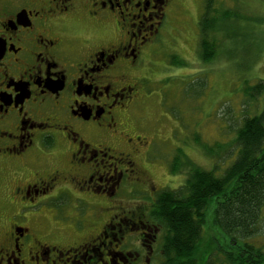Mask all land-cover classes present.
<instances>
[{
    "label": "flooded vegetation",
    "instance_id": "flooded-vegetation-1",
    "mask_svg": "<svg viewBox=\"0 0 264 264\" xmlns=\"http://www.w3.org/2000/svg\"><path fill=\"white\" fill-rule=\"evenodd\" d=\"M169 3L0 0V264H163L135 116Z\"/></svg>",
    "mask_w": 264,
    "mask_h": 264
},
{
    "label": "rangeland",
    "instance_id": "rangeland-1",
    "mask_svg": "<svg viewBox=\"0 0 264 264\" xmlns=\"http://www.w3.org/2000/svg\"><path fill=\"white\" fill-rule=\"evenodd\" d=\"M204 3L170 0L155 40L142 55V109L135 116L141 127L135 124V131L152 139L153 148L140 168L147 170V190H177L189 173L184 161L222 172L236 156L234 141L242 118L264 109V91L254 100L245 96L247 86L264 81V0H217V9L248 21L226 23L228 32L240 36L218 38L217 54L208 63L198 57ZM254 20L263 22L252 25ZM174 160L181 169L177 172L172 171ZM258 231L249 243L264 251V210ZM215 237L208 222L197 262L213 248Z\"/></svg>",
    "mask_w": 264,
    "mask_h": 264
},
{
    "label": "trees",
    "instance_id": "trees-1",
    "mask_svg": "<svg viewBox=\"0 0 264 264\" xmlns=\"http://www.w3.org/2000/svg\"><path fill=\"white\" fill-rule=\"evenodd\" d=\"M216 2L205 0L198 20V57L203 63L217 54L218 38L240 36L228 32L227 22L248 21L222 12L215 7ZM260 22L254 20L251 24ZM263 91L264 81L258 80L246 87L245 96L254 100ZM234 149V160L222 172L216 166L205 171L184 161L183 168L189 170L184 183L177 190L159 194L157 215L165 228L163 264H264L262 248L249 243L259 232L264 210V109L242 118ZM176 160L171 165L173 172L181 170ZM208 222L216 233L213 248L197 262Z\"/></svg>",
    "mask_w": 264,
    "mask_h": 264
}]
</instances>
